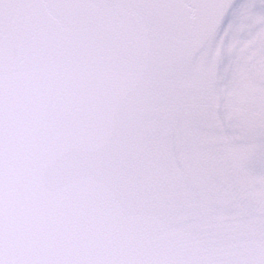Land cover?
Returning <instances> with one entry per match:
<instances>
[{"label":"snow or ice","instance_id":"1","mask_svg":"<svg viewBox=\"0 0 264 264\" xmlns=\"http://www.w3.org/2000/svg\"><path fill=\"white\" fill-rule=\"evenodd\" d=\"M0 264H264V0H0Z\"/></svg>","mask_w":264,"mask_h":264}]
</instances>
